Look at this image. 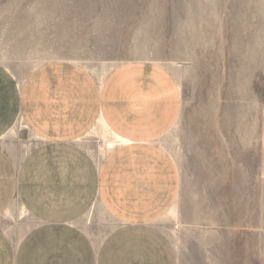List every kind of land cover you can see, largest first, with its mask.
Masks as SVG:
<instances>
[{
  "label": "rangeland",
  "instance_id": "obj_1",
  "mask_svg": "<svg viewBox=\"0 0 264 264\" xmlns=\"http://www.w3.org/2000/svg\"><path fill=\"white\" fill-rule=\"evenodd\" d=\"M63 58L101 81L137 60L175 74L183 112L158 144L179 171L181 191L158 226L179 264H261L264 0H0V62L25 76ZM9 135L15 147L30 141L25 129ZM95 135L90 145L95 153L102 145L103 156L124 142L104 119L86 137ZM15 207L6 217L25 221L27 211ZM82 222L96 237L111 227L101 208Z\"/></svg>",
  "mask_w": 264,
  "mask_h": 264
},
{
  "label": "crops",
  "instance_id": "obj_2",
  "mask_svg": "<svg viewBox=\"0 0 264 264\" xmlns=\"http://www.w3.org/2000/svg\"><path fill=\"white\" fill-rule=\"evenodd\" d=\"M183 106L177 77L154 61L123 63L102 81L72 59L25 76L0 62V264H179L158 222L181 179L158 141ZM99 119L124 140L106 156L90 145L100 136L86 137ZM15 127L29 133L23 148L7 139ZM14 205L25 221L6 217ZM97 208L111 220L98 237L82 227Z\"/></svg>",
  "mask_w": 264,
  "mask_h": 264
},
{
  "label": "bare ground",
  "instance_id": "obj_3",
  "mask_svg": "<svg viewBox=\"0 0 264 264\" xmlns=\"http://www.w3.org/2000/svg\"><path fill=\"white\" fill-rule=\"evenodd\" d=\"M101 122V121H100Z\"/></svg>",
  "mask_w": 264,
  "mask_h": 264
}]
</instances>
